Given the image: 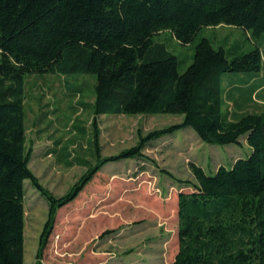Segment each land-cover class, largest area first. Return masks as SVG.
<instances>
[{
	"label": "trees",
	"instance_id": "obj_1",
	"mask_svg": "<svg viewBox=\"0 0 264 264\" xmlns=\"http://www.w3.org/2000/svg\"><path fill=\"white\" fill-rule=\"evenodd\" d=\"M219 25L258 39L264 33V0H0V264H24L25 180L47 201L40 258L57 211L104 165L145 159L149 141L186 127L208 144H239L245 136L251 152L210 175L190 162L192 180L162 170L192 189L177 194L178 251L169 264H264V112L229 119L219 78L260 71V49L233 51L228 58L223 47L202 38L180 72L177 56L154 40L168 31L189 44L201 28ZM74 73L95 77L94 163L78 158L85 172L55 196L29 168L24 83L27 75ZM151 113L181 115L182 121L139 134L134 146L117 154L101 155L99 115Z\"/></svg>",
	"mask_w": 264,
	"mask_h": 264
},
{
	"label": "rangeland",
	"instance_id": "obj_2",
	"mask_svg": "<svg viewBox=\"0 0 264 264\" xmlns=\"http://www.w3.org/2000/svg\"><path fill=\"white\" fill-rule=\"evenodd\" d=\"M202 38L209 39L215 48L223 47L228 58L233 57L230 52L246 53L259 47L260 71L226 72L219 78L222 109L229 119L263 113L264 86L257 88L264 85V33L251 39L242 28L219 25L201 28L189 44L178 43L168 31L154 40L177 56L181 72L191 63L193 48ZM94 84L91 74H35L25 78L26 148L32 151L29 168L55 196L64 194L85 172L78 158L94 163ZM97 120L100 153L109 156L134 146L139 134L179 123L182 116L102 114ZM239 141L208 144L186 127L149 141L142 151L145 159L104 165L74 201L57 211L40 258L37 253L47 219V201L25 180L24 264H169L178 251L177 194L192 191L175 178L193 179L190 162L208 175L220 165L230 167L251 152L245 136ZM68 160L72 166L66 164ZM105 231L110 233L103 234Z\"/></svg>",
	"mask_w": 264,
	"mask_h": 264
},
{
	"label": "crops",
	"instance_id": "obj_3",
	"mask_svg": "<svg viewBox=\"0 0 264 264\" xmlns=\"http://www.w3.org/2000/svg\"><path fill=\"white\" fill-rule=\"evenodd\" d=\"M262 86H264V85L259 86L257 89H260ZM255 91L252 93V95H254Z\"/></svg>",
	"mask_w": 264,
	"mask_h": 264
}]
</instances>
